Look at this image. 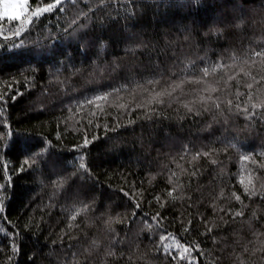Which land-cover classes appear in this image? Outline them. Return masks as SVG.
<instances>
[{"label": "trees", "instance_id": "16d2710c", "mask_svg": "<svg viewBox=\"0 0 264 264\" xmlns=\"http://www.w3.org/2000/svg\"><path fill=\"white\" fill-rule=\"evenodd\" d=\"M41 2L49 0H31L32 7ZM93 4L96 8H92ZM85 6L92 11L89 19H82L87 28L80 32L86 31L90 39L99 37L105 43L103 50L93 44L91 50L86 51L77 38L65 35V30L71 32L69 25L77 9L87 10ZM59 7L66 11L53 9L44 13L25 26L19 36L15 35L19 22L0 21L4 31V36H0V95L5 96L0 100V184L5 185L0 189V200L5 208L0 212V228L19 229L16 240L21 251L13 257L12 264H72V253L88 255L84 249L93 238L107 244L108 234L100 213L110 210L112 215L119 212L123 217L127 212L131 216L128 197L118 191L121 187L132 191L142 188L143 192L137 193V199L142 197V202L135 218L113 224L120 236H126L122 246L116 243L124 253L120 264H177L163 249L154 248L159 232L153 239V233L141 230L145 216L150 219L157 211L164 217L161 220L164 231L190 244L201 245L190 249L193 258L182 264H213L214 260L216 264H230L231 258L219 243H214L211 236L200 235L199 220L192 231L185 233L181 217L187 219L189 212L196 211L210 215L208 204L219 187L228 184L242 192L237 177L243 172L247 182L250 168L256 173L252 177L254 183L258 187L264 184V169L240 159L241 155L252 152L254 159L264 163V157L259 155L264 151V114L246 119L235 111V104L248 102L249 91L253 101L264 94V81L253 82V76H264V57L251 54L264 49V0H199V3L193 0H105L104 5H100L99 0H77L76 4L73 0H62ZM240 16L246 23L236 27ZM216 28L222 31H214ZM137 43L142 47L133 49ZM221 57L227 67L218 70L219 76L211 74L209 83L224 89L217 93L221 100L225 96L232 98L238 84L242 95L233 101V112L217 115L215 120L208 113L186 114L177 103L190 99L189 89L205 85L186 82L183 93L179 89L174 93L175 101L154 106L156 111L147 116L145 109L134 106V102H144L139 91L132 87L121 89L122 84L141 81L142 77L151 78L152 73L183 79L194 70L198 73L205 62L213 66ZM189 60L193 63L185 69ZM93 61L104 70L97 68ZM240 67L252 75L237 73L225 87L227 75ZM74 68L80 71L74 73ZM248 83H252L251 89L244 87ZM113 88L121 91L112 92ZM104 91L109 92L107 98L93 101L92 105L83 104V111H77L74 102L91 100L93 95ZM40 104L45 107L40 108ZM119 104L128 108L115 106ZM249 111L256 113L250 105ZM117 118L122 126L115 132L103 127L104 123L114 126ZM129 119L135 122L129 124ZM97 124L100 127H96ZM85 131L89 139L92 136L97 139L85 148H74L73 145L82 144ZM44 140L52 141L49 153L62 161L57 169L65 171H58V175L67 177V183L55 195L51 181L56 177L50 175L52 165H45L43 157L31 167L26 165L24 171H17L22 156L13 145ZM229 141L237 147L229 148L227 153L217 152L215 158L220 164L213 165L208 157L201 156L193 161L199 169L197 177L190 179L187 173L182 174L184 168L192 170L188 163L192 155L184 151L185 145L194 154L201 148L223 149ZM81 155L91 168L90 178L71 175ZM5 165L11 175L10 183ZM169 169L185 183V191L195 190L191 207L186 203L187 197L170 201L164 208L153 199L157 192L166 195L167 188L172 186L168 181ZM221 180L223 184L219 183ZM201 195L204 200L197 205L195 200ZM108 196L111 200L106 198ZM223 199L217 203H222ZM261 199L264 197L257 196L254 201L259 203ZM89 200H95L96 205L87 215H78L75 223L80 228H66L67 216L75 210L72 206ZM30 217L36 223L25 228ZM234 232H238L239 237L233 235ZM218 235L226 238L229 251L233 240L252 239L247 225L242 228L238 223L226 226V231ZM69 236L77 239L70 240ZM0 244H8L4 232H0ZM130 252L132 260H129ZM8 254H11L10 249ZM93 257L90 264H100L101 259L106 264L110 262V258L103 256V248L95 251ZM0 264H6L3 251H0ZM248 264H264V259L257 252L249 257Z\"/></svg>", "mask_w": 264, "mask_h": 264}, {"label": "snow or ice", "instance_id": "6c2138e0", "mask_svg": "<svg viewBox=\"0 0 264 264\" xmlns=\"http://www.w3.org/2000/svg\"><path fill=\"white\" fill-rule=\"evenodd\" d=\"M195 3H199V0H193ZM73 3L76 4L77 0H73ZM105 0H99L100 5H104ZM62 4V0H49V2H41L36 4L35 7H32L30 0H0V21L7 20L9 23L11 22H19L20 28L19 31L15 33L16 36H19L22 31H24L25 26L31 25L32 22L38 18H40L44 13L51 12L53 9H58L61 12L66 11L63 7H59ZM77 9V12L74 14V19L72 20L69 28L71 32L65 30V35H71L72 37L77 38L80 41V46L84 48L86 51L91 50V46L93 44L97 45L101 50L104 49L105 43L99 37L88 38L87 32H80L81 29H86L87 25L82 22L83 20H87L90 17V13L92 11L91 8ZM92 8H96V5L93 4ZM101 21L103 17L100 18ZM246 23V20L243 16H240L236 19V27H240ZM214 31L221 32L222 29L216 28ZM79 33V35H78ZM0 36H4V31L2 27H0ZM133 49L141 48L142 45L137 43L132 46ZM252 56H260L264 57V49L260 51H252ZM39 55V53H37ZM98 55V54H97ZM235 62L234 60L232 61ZM96 65V61L92 62ZM193 62L189 60L185 65V69L189 64ZM254 63V62H253ZM101 71L104 68L100 65H96ZM118 68L119 65L116 64ZM227 65L223 62V57L217 59L216 63L209 67L207 63H204V67L199 69L197 73L195 70L191 75H186L183 79H170L168 75H161L157 73H152L151 78L142 77L141 81H136L131 84L125 83L121 85V89H127L132 87L134 90H138L141 94L140 98L143 100V103L134 102V106L138 109H145L144 115L147 116L148 113H154L156 111V107L163 105L165 103H170L171 101H175L177 98L174 93L179 89L181 93H183V86L186 82L196 83L205 85L199 88L193 87L189 89L190 99H181L178 100L179 103L185 110L186 114H195V115H203L204 113H208L212 116V119L215 120L217 115H226V113L233 112V101L235 99H239L242 95V90L239 84L236 87L235 95L232 98H228L225 96L223 100H221L220 96L217 95L218 92L223 91L224 89L219 88L217 85L209 83L208 77L211 74H215L217 76L220 75L219 69H225ZM115 70V69H113ZM79 69H73V72H78ZM237 73H241L245 76H251V72L246 71L243 67L237 68L230 75H227V79L224 80L225 87L228 86L227 81L233 80V78L237 77ZM223 79V77H221ZM260 81H264V76H253V82L259 83ZM150 86V87H149ZM252 83H248L244 85V87L251 89ZM11 88V85H8ZM121 89L113 88L112 92H119ZM47 91V89H45ZM19 94V93H17ZM146 94V95H145ZM252 93L249 91L248 96L249 100L245 104L237 103L235 104V111L238 114H243L246 119H251L254 114H264V94H261L258 101H253L251 99ZM109 96V92L104 91L99 94H95L92 96L91 100H83L76 103L77 111H83L81 105L89 104L92 105L93 101H99L101 99H105ZM13 99L16 97L13 96ZM5 96L0 95V100H4ZM249 105L252 109L256 110V113L249 111ZM117 107H122L127 109L128 105L119 104L115 105ZM40 108H44V104L39 105ZM71 111V109H69ZM100 111H103L101 108ZM93 115H96L95 111H93ZM264 118V115H262ZM117 121L114 122V126H110L108 123H104L103 127L106 130H110L115 132L117 128H120L122 125ZM134 120H127V123H134ZM89 124H92V121H88ZM96 127H100L99 124ZM11 134V133H9ZM59 135V133H58ZM97 139L96 136H92L91 139L88 137L87 131H85L84 138L82 144L73 145L74 148H85L92 144L93 141ZM52 145L51 140L44 141H36L34 143H15L13 146L16 148L19 155L22 156V163L17 171H24L25 166H33L40 161L43 157V163L45 165H52L53 171L50 175L56 177V179L51 181L52 187L54 189L53 195L57 191L62 190L64 185L67 183V177L58 175V171H65L64 169H57V165L61 164L62 161L58 156H52L49 153V149ZM237 145L233 144L231 141L227 143V146L223 149H217L208 147L207 150L201 148L199 151H196L194 154L191 153L188 145L184 146V151L188 152L192 155V161H189V166L191 167V171L189 172L187 168L182 169V174L187 173L189 178H195L199 175V169L195 167L193 161L199 159V157L204 156L208 157L210 162L213 165L220 164V161L215 158L217 152L223 151L227 153L229 148H235ZM260 156L264 157V151L259 153ZM79 164L71 175H81L88 176L89 178L92 175L91 168L85 162V156L81 155L78 157ZM183 159V157H181ZM240 159L243 161H251L252 164L258 165L260 169H264V163L253 158V153L248 152L245 155H241ZM5 175L8 182H11V175L8 173L7 165H5ZM249 176L247 182H245L244 173L241 172L237 177L240 185L242 186L243 191H237L231 185L225 184L224 186L219 187L218 193H216L213 198L210 200L208 206L211 208V214L209 215L206 212L196 211L195 213L189 212L188 218L184 219L181 217L182 223V231L188 233L192 231L196 227V221L199 220L202 225V230L200 231V235L202 236H211V239L214 243H219L222 247L223 252H227L228 256L231 258L230 264H248L249 257L254 256L257 252L260 253L261 258L264 259V199H261L259 203H255L254 198L257 196L264 197V184H261L259 187L256 183H254L252 177L256 175V173L250 168ZM152 175H155L153 173ZM176 177L174 180L173 178ZM168 181L172 185L167 188L166 195H161V193L157 192L153 199L159 203L161 208H164L166 203L170 201L176 200H184L187 197L186 203L191 207L194 200V191H185L186 185L183 181L179 180V177L175 172H172L169 169ZM220 184H223V181H219ZM5 187L4 184H0V189ZM190 187V184L188 185ZM119 193L123 194V197H128L130 203L127 204V207L131 209V216L127 214V212L122 217L119 212L115 215L111 214L110 210H106L105 212L100 213V217L103 218V224L105 226V231L108 234L107 244L99 238H93L88 247L84 249V252L88 255L79 256L78 253L73 252V261L72 264H90V261L94 259L93 253L101 248H103V256L110 258L109 264H120V260L123 259L124 253L120 251L116 247V243L118 242L121 246L126 240V236H120L119 232L113 227L114 223H125L135 218L137 214V210L141 207L142 197L141 199H137V193H142L143 189H136L135 191L126 189L124 187L119 188ZM178 193V194H176ZM104 194H102L103 196ZM121 197V199H123ZM111 200V197H106ZM223 199L222 203H217L218 200ZM204 200V196L201 195L199 200H195V203L199 205ZM235 202V203H233ZM239 205L237 207L236 205ZM96 205L95 200H89L88 202H80L78 205H73L74 211L71 212L70 215L67 216L68 223L65 225L66 228L71 230V228H80V225L75 223L79 214L87 213L91 210L93 206ZM4 202L0 200V212H4ZM250 211V215L248 214ZM5 219H7L5 217ZM164 219L161 212L157 211L154 215L150 217V219L145 216L142 223V231L145 233L151 232L153 233V239H155V233L159 232V241L154 244V248L156 250L163 249L165 254L170 255L174 260L177 261V264H182L185 260H191L192 252L190 249L192 248H200L201 245L198 242L189 243L184 240L182 237L174 235L172 233H168L164 231L163 224L161 220ZM11 224V221H8ZM31 223H36L34 218H29V223L25 224V228L30 227ZM238 223L242 228L247 225L249 230V234L252 239L247 238H238L232 241L230 245L231 251H229V245L227 244L226 238L218 235L221 231H226V226H231L232 224ZM258 226V227H257ZM82 230V229H81ZM0 232H4L8 237V244L2 245L0 244V251H3L6 254V264H12L13 257L21 251V245L17 242L16 237L20 235L19 229L14 231H8L7 229L0 228ZM64 232V229H61V233ZM233 235L239 237L238 232H234ZM70 240L77 239L76 236H69ZM241 239L243 242L241 243ZM255 241V242H254ZM9 249L11 254L9 253ZM133 256L131 252L129 253V260H132ZM100 264H106L104 259H101ZM213 264H216V261H213Z\"/></svg>", "mask_w": 264, "mask_h": 264}, {"label": "rangeland", "instance_id": "374dc122", "mask_svg": "<svg viewBox=\"0 0 264 264\" xmlns=\"http://www.w3.org/2000/svg\"><path fill=\"white\" fill-rule=\"evenodd\" d=\"M30 2H31V0H30Z\"/></svg>", "mask_w": 264, "mask_h": 264}]
</instances>
